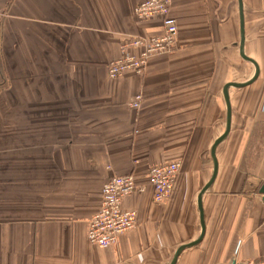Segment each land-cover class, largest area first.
I'll return each mask as SVG.
<instances>
[{
  "label": "crops",
  "instance_id": "crops-1",
  "mask_svg": "<svg viewBox=\"0 0 264 264\" xmlns=\"http://www.w3.org/2000/svg\"><path fill=\"white\" fill-rule=\"evenodd\" d=\"M142 1L0 0V264H170L199 237L223 88L255 70L239 55L237 0H171L175 49L109 79L121 41L163 32L160 18L134 16ZM242 7L243 53L259 75L228 89L205 233L175 264L264 261V0ZM175 161L171 196L157 205L146 173ZM128 174L145 188L123 201L137 225L93 246L102 185Z\"/></svg>",
  "mask_w": 264,
  "mask_h": 264
},
{
  "label": "built area",
  "instance_id": "built-area-1",
  "mask_svg": "<svg viewBox=\"0 0 264 264\" xmlns=\"http://www.w3.org/2000/svg\"><path fill=\"white\" fill-rule=\"evenodd\" d=\"M171 0H143L133 11L138 20L160 18L163 32L149 38H126L119 44V57L107 66L109 79H116L127 71L141 73L149 59L171 53L175 49L177 23L169 15ZM139 97L136 98V102ZM137 106L136 103L133 106ZM179 161L163 163L149 168L146 180L153 190V202L162 205L168 201L180 173ZM144 186L136 183L133 174L113 176L102 185L99 211L87 225L86 239L93 246L107 248L116 245L121 236L137 225L134 211L123 209L126 197L143 193ZM232 264H264V261L233 259Z\"/></svg>",
  "mask_w": 264,
  "mask_h": 264
},
{
  "label": "water",
  "instance_id": "water-1",
  "mask_svg": "<svg viewBox=\"0 0 264 264\" xmlns=\"http://www.w3.org/2000/svg\"><path fill=\"white\" fill-rule=\"evenodd\" d=\"M237 1H238L239 19H240V27H239L240 28V41H239V45H238L239 46V55L244 61L253 65L255 72H254L253 77L249 81L242 83V84L229 83V84L225 85L223 88V97H224L226 108H227L225 130H224V133L218 139H216L214 141V143L210 149V155H211V158L213 161V173H212L210 180L202 188V190L200 191V193L197 197V207H198V211H199L200 228H201L200 235L194 242L186 244V245H182L181 247H179L175 251L174 256H173L170 264H175L178 256L180 255V253L183 250L197 245L202 240L204 233H205V226L203 223V211H202V207H201V198H202L204 192L211 186V184L213 183V181L217 175V161L215 158L216 148L223 140L226 139V137L230 131L231 109H230V104H229L228 89L231 87H233V88L246 87V86L252 84L257 79V77L259 75V68H258L256 62L254 60L248 58L247 56H245L243 53V47H244V28H243V12H242L243 7H242V0H237ZM260 193L264 195V184L262 185V187L260 189ZM263 201H264V199H263Z\"/></svg>",
  "mask_w": 264,
  "mask_h": 264
}]
</instances>
